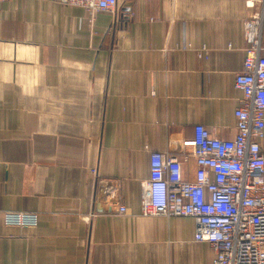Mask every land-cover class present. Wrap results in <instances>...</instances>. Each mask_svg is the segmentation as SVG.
<instances>
[{
  "label": "crops",
  "instance_id": "0c3cea01",
  "mask_svg": "<svg viewBox=\"0 0 264 264\" xmlns=\"http://www.w3.org/2000/svg\"><path fill=\"white\" fill-rule=\"evenodd\" d=\"M252 12L118 0L91 20L60 0L0 2V213L38 214L0 216V264H213L190 216L142 215L143 182L151 153L181 152L198 124L234 138Z\"/></svg>",
  "mask_w": 264,
  "mask_h": 264
},
{
  "label": "built area",
  "instance_id": "2783aa9c",
  "mask_svg": "<svg viewBox=\"0 0 264 264\" xmlns=\"http://www.w3.org/2000/svg\"><path fill=\"white\" fill-rule=\"evenodd\" d=\"M244 1L253 12L245 23L243 69L235 75L242 97L234 138L214 136L198 124L194 137L181 142V152L151 153L150 176L143 182L142 215L190 216L195 239L213 249V264H264V0ZM60 2L82 7L92 20L98 12L113 11L118 0ZM186 47L208 57L206 46ZM0 216L7 225L38 223V214L29 211Z\"/></svg>",
  "mask_w": 264,
  "mask_h": 264
}]
</instances>
